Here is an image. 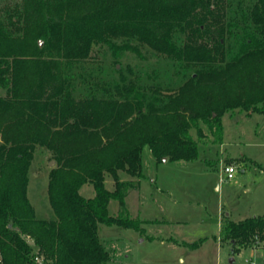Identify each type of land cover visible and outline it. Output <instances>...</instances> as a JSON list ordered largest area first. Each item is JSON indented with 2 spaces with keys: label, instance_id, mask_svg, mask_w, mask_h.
Here are the masks:
<instances>
[{
  "label": "trees",
  "instance_id": "16d2710c",
  "mask_svg": "<svg viewBox=\"0 0 264 264\" xmlns=\"http://www.w3.org/2000/svg\"><path fill=\"white\" fill-rule=\"evenodd\" d=\"M212 1L217 14L207 9ZM220 1L17 0L0 14V264H108L99 226L143 223L125 198L143 177L145 147L158 161H194L191 129L200 135L204 124L221 143L225 113L264 115V0L228 13ZM119 32L176 64L173 91L128 77L100 93L77 91L71 63ZM111 49L116 57L127 47ZM44 84L52 85L46 94ZM36 145L57 164L48 175L49 220L35 217L26 194ZM85 184L93 196L80 194ZM110 202L117 213H108ZM219 236L232 253L264 249V215L224 219Z\"/></svg>",
  "mask_w": 264,
  "mask_h": 264
},
{
  "label": "rangeland",
  "instance_id": "374dc122",
  "mask_svg": "<svg viewBox=\"0 0 264 264\" xmlns=\"http://www.w3.org/2000/svg\"><path fill=\"white\" fill-rule=\"evenodd\" d=\"M16 1L0 0V14L11 10ZM254 2L221 0L218 5L228 13L239 6L246 9ZM215 7L214 1L207 5L217 14ZM40 42L41 47L44 43ZM109 44L94 45L86 60L71 63L73 78L71 73L69 77L77 91L85 93L91 89L100 93L102 86L114 82L123 85L121 77L136 79L146 87H160L164 93H169L166 88H176V64L168 58L121 32L110 38ZM110 46L127 49L119 50L115 57ZM45 55L49 57L48 53ZM61 63L64 65L65 61ZM194 69L191 66L188 74ZM51 87L44 84L42 94L50 92ZM221 124V143L204 124H200V135L190 130L199 150L194 161H158L148 148L143 149V177L125 198L130 217L143 223L139 230L99 226V240L112 257L108 264H264V249L249 247L232 253L231 245L220 241L219 236L224 219L238 222L264 215V115L237 109L225 113ZM56 165L50 151L34 147L26 194L38 219L54 218L47 182ZM225 166L235 169L230 180L225 179ZM121 179L130 178L121 174ZM104 184L106 189H113L110 177ZM79 192L84 197L94 194L90 184L83 185ZM119 209L115 202L107 207L109 214Z\"/></svg>",
  "mask_w": 264,
  "mask_h": 264
},
{
  "label": "built area",
  "instance_id": "2783aa9c",
  "mask_svg": "<svg viewBox=\"0 0 264 264\" xmlns=\"http://www.w3.org/2000/svg\"><path fill=\"white\" fill-rule=\"evenodd\" d=\"M234 168L232 166H225L223 167V173L225 175L226 180H230L233 178ZM37 262H40L38 258L35 259ZM252 264V262H250Z\"/></svg>",
  "mask_w": 264,
  "mask_h": 264
},
{
  "label": "water",
  "instance_id": "95a60500",
  "mask_svg": "<svg viewBox=\"0 0 264 264\" xmlns=\"http://www.w3.org/2000/svg\"><path fill=\"white\" fill-rule=\"evenodd\" d=\"M39 45H41V42L39 41ZM165 159L163 158V161H164ZM31 244H33V242L31 241Z\"/></svg>",
  "mask_w": 264,
  "mask_h": 264
}]
</instances>
